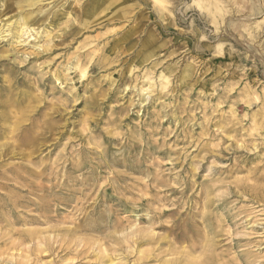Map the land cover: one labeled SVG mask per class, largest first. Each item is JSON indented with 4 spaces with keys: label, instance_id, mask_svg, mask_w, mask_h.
<instances>
[{
    "label": "rangeland",
    "instance_id": "rangeland-1",
    "mask_svg": "<svg viewBox=\"0 0 264 264\" xmlns=\"http://www.w3.org/2000/svg\"><path fill=\"white\" fill-rule=\"evenodd\" d=\"M0 105V264H264V0H0Z\"/></svg>",
    "mask_w": 264,
    "mask_h": 264
},
{
    "label": "bare ground",
    "instance_id": "bare-ground-1",
    "mask_svg": "<svg viewBox=\"0 0 264 264\" xmlns=\"http://www.w3.org/2000/svg\"><path fill=\"white\" fill-rule=\"evenodd\" d=\"M222 5V4H221ZM199 6V5H198ZM211 16V15H210ZM222 16V15H221ZM22 23H23V28L21 29V33H20V36L24 35V34H27L28 30V26L25 24V21L22 19ZM26 25V26H25ZM28 35V34H27ZM161 88H164L166 87V85L168 84V79L167 77H165V75L161 74ZM10 104V103H9ZM1 105H0V109H1ZM8 113H4V111H0V119L3 120V121H6L8 122L9 120V117L7 115ZM11 117V116H10ZM12 118V117H11ZM10 118V119H11ZM14 121V120H13ZM15 121H17L15 119ZM12 122V121H11ZM19 122V121H18ZM12 125H5L4 123L0 124V138H7L8 137V133H9V138H13L14 136V131H15V127L11 128ZM31 127L33 128L34 126L31 125ZM33 130V129H32ZM40 130V129H39ZM41 131V130H40ZM4 134H6L4 136ZM11 141V140H10ZM15 149H18L19 150V153L24 156L25 158L28 159V157H30V155L32 154V151H33V147H32V144L31 142L27 145V146H24L22 147V145H19L18 142L17 144L13 143V142H3L0 144V156H5L7 155L8 153H13V154H18V152H15L14 150ZM15 156V155H14ZM67 159V158H66ZM11 169V168H10ZM64 170V169H63ZM3 174V173H2ZM5 187V186H4Z\"/></svg>",
    "mask_w": 264,
    "mask_h": 264
}]
</instances>
